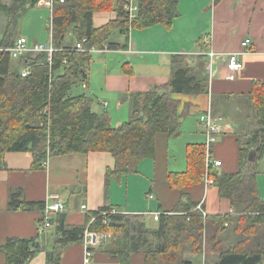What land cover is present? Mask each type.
<instances>
[{
  "label": "trees",
  "instance_id": "16d2710c",
  "mask_svg": "<svg viewBox=\"0 0 264 264\" xmlns=\"http://www.w3.org/2000/svg\"><path fill=\"white\" fill-rule=\"evenodd\" d=\"M38 1L0 0V15L6 18L0 46L13 45L20 20ZM129 1L53 2L48 30L56 52L50 65L45 54L14 61L0 52V167L6 153H30L31 168L41 170L51 156L107 152L114 159V168L106 176L119 179L134 173L141 160L153 157L157 134H177L178 102L171 95L207 94L208 79L198 73L205 68V61L191 68L184 66L186 57L173 58V73L167 86L134 94L132 116L117 128L110 125L107 115L92 111L91 98L70 94L73 87L85 83L86 68L91 61V54L73 50L77 42L86 39L84 49L104 46L108 50L126 49L127 44L119 46L109 41L112 30L128 39L129 28L142 30L156 25L170 28L179 15V0H135V18L129 19L125 10ZM213 1L217 4L221 0ZM102 11L114 12L115 18L95 29L92 17ZM68 35L75 41L73 46L66 44ZM25 67L30 68V73L21 77ZM123 69L131 72L128 67ZM249 100L258 128L251 136L245 135L244 140L238 138L242 153L239 170L209 171L219 197L228 201L231 211L203 216L197 202L182 196L174 210L160 214L157 227L150 229L145 216L109 214L111 209L104 207L89 215L96 217L89 228L96 233L112 234L111 240L100 246L105 254L117 258L120 264H131V255L137 253L144 255L143 264H193L188 257L202 254L208 236L205 264H264V200L256 181L260 173L258 163L264 158L263 84L254 83ZM250 151L255 153L251 161ZM204 155V147H194L188 155L187 171L170 173L168 183L177 189L200 183L205 173ZM8 205L9 210L44 207L43 203H25L20 192L10 194ZM103 213H107L105 217H101ZM51 225L56 246L46 253V264H60V250L82 242L87 224L66 226L63 216L57 214ZM41 250L36 239L11 238L1 247L5 264H29Z\"/></svg>",
  "mask_w": 264,
  "mask_h": 264
},
{
  "label": "crops",
  "instance_id": "0c3cea01",
  "mask_svg": "<svg viewBox=\"0 0 264 264\" xmlns=\"http://www.w3.org/2000/svg\"><path fill=\"white\" fill-rule=\"evenodd\" d=\"M178 13L170 28L156 25L131 29L128 39L112 30L109 41L119 46L127 44V48L92 53L86 68V89L77 85L87 95H76L91 98L92 111L107 115L110 125L117 128L131 118L134 94L167 86L173 73V58L177 56L186 57L184 66L191 68L206 62L198 73L207 77L208 93L171 95L178 102L177 134H157L153 157L141 160L134 173L119 179L106 176L114 168V159L107 152L51 156L41 170L31 168L30 153H6L0 167V264H5L1 247L7 239H36L42 250L29 264H46V253L56 246L54 227L39 226L42 214L37 205L9 210L12 192H20L24 202L32 204L50 203L58 197L64 203L59 214L66 226H86L89 215L104 207L154 221V214L172 212L182 196L197 202L207 215L231 211L228 201L219 197L218 189L204 184L203 176L200 183L182 189L172 187L167 179L170 173L186 172L190 151L204 147L205 134L198 117L207 110L227 125L213 146V156L221 162L218 172L239 170V140L245 136L240 117L247 125L254 116L249 94L254 83L264 85V0H221L217 4L213 0H179ZM114 18V12H96L92 25L98 29ZM246 39L250 40L248 50L242 46ZM66 44H75L71 35L66 37ZM232 53L239 54L242 69L234 79H228L226 56ZM123 66L131 72H125ZM82 206L86 209L82 210ZM100 246L92 250V257L85 262L82 242L66 245L60 250V264H120ZM189 259L193 262L191 256ZM130 262L143 264L144 255L132 254Z\"/></svg>",
  "mask_w": 264,
  "mask_h": 264
},
{
  "label": "built area",
  "instance_id": "2783aa9c",
  "mask_svg": "<svg viewBox=\"0 0 264 264\" xmlns=\"http://www.w3.org/2000/svg\"><path fill=\"white\" fill-rule=\"evenodd\" d=\"M58 1L60 3H63L65 0H40L38 1L37 5L42 7H48L52 8L53 2ZM125 10L128 12L129 19L135 18V14L137 11L136 5L130 0L129 4L125 6ZM131 28L128 30V35L130 34ZM205 43L209 42V40L206 38L204 39ZM86 42V39H83L81 42H77L74 46L75 51L77 52H87L89 54L92 53H104L108 51L107 47L102 48H95L91 47L89 49H84L83 44ZM242 46L247 49L250 46V40L246 39L242 43ZM248 50V49H247ZM0 52H5L9 55V57L12 60H19L25 56L31 55H38V54H45L46 55V61L50 65L52 60V55L54 52H56V49L53 48L51 42L48 43H37L28 42L23 37H18L13 45L11 47L6 46H0ZM210 57H213V53H209ZM227 61V68L229 71V75L227 76L228 79H234L238 72L242 69V63L239 58L238 53H232L228 54L226 56ZM207 69L210 67L207 66ZM30 73V68L25 67L22 68L20 75L21 77H26ZM82 88L86 89V85L82 83ZM199 122L202 126L205 134V143H204V158H205V173L203 176V182L206 186L213 185V179L209 176V171L212 169H216L221 166V162L219 160H216L213 156V146L217 143L219 140V137L224 133L225 128L227 125L221 122L219 118H216L212 115V113L207 110L206 112H203L199 115ZM82 210L86 209L85 206L81 207ZM197 209L200 210L203 214V216H206L207 214L202 211L200 206H197ZM64 210V203L58 198L55 197V200L50 203L44 204V207L41 209L42 219L40 220L39 226L41 228H49L51 226V221L53 219V216L56 214H59L63 212ZM118 212L114 209H111L109 211V214H117ZM107 213H103L101 217H105ZM154 221H158L159 214L153 215ZM96 220V217L91 216L88 219V223L85 229V232L83 234L82 243L84 247V255H85V262H88V260L92 257V250H94L96 247L102 245L106 238L108 237L106 234L96 233L90 230V225L94 223Z\"/></svg>",
  "mask_w": 264,
  "mask_h": 264
},
{
  "label": "rangeland",
  "instance_id": "374dc122",
  "mask_svg": "<svg viewBox=\"0 0 264 264\" xmlns=\"http://www.w3.org/2000/svg\"><path fill=\"white\" fill-rule=\"evenodd\" d=\"M49 8L46 7H34L27 11V13L22 17L20 20L18 27L16 29V35L19 37L25 38L28 42L33 43L36 41L37 43H46L49 38V22H50V16L51 12L49 11ZM183 22L185 20L183 19ZM6 23V18L4 15H0V38L2 36V32L4 30V26ZM190 35V34H189ZM93 68V65H91L90 69ZM84 92L79 87H73L70 94L72 96L76 94H82ZM241 122L239 124H242V127H245L242 134L251 136L253 132L255 131L256 125L249 124L251 122H254L253 117L249 118V122L247 125L243 122V118H241ZM245 125V126H244ZM241 139L244 140L245 138L241 136ZM258 170L259 174L257 175L256 181H257V188L260 194V197L264 200V158L258 163ZM147 227L155 229L157 227V222L153 221L152 219H147ZM106 242H109L112 238V234H107ZM207 238L208 236H205V243L202 250L201 255H191V258L193 259V264H205L203 261L205 258L206 246H207ZM189 258V257H188Z\"/></svg>",
  "mask_w": 264,
  "mask_h": 264
},
{
  "label": "water",
  "instance_id": "95a60500",
  "mask_svg": "<svg viewBox=\"0 0 264 264\" xmlns=\"http://www.w3.org/2000/svg\"><path fill=\"white\" fill-rule=\"evenodd\" d=\"M255 157V153L253 151H250L248 154V160L251 161Z\"/></svg>",
  "mask_w": 264,
  "mask_h": 264
}]
</instances>
